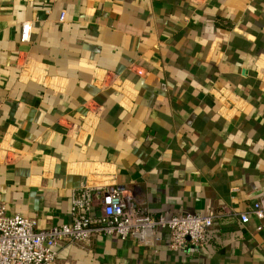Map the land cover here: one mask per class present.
<instances>
[{
	"label": "crops",
	"instance_id": "crops-1",
	"mask_svg": "<svg viewBox=\"0 0 264 264\" xmlns=\"http://www.w3.org/2000/svg\"><path fill=\"white\" fill-rule=\"evenodd\" d=\"M83 186L213 226L199 253L93 233L55 264H264V218L238 220L264 197V0H0V202L46 230Z\"/></svg>",
	"mask_w": 264,
	"mask_h": 264
},
{
	"label": "built area",
	"instance_id": "built-area-1",
	"mask_svg": "<svg viewBox=\"0 0 264 264\" xmlns=\"http://www.w3.org/2000/svg\"><path fill=\"white\" fill-rule=\"evenodd\" d=\"M64 14L59 21L63 22ZM30 38L29 23L21 24L20 42ZM99 209L95 212V202ZM71 220L68 224L37 230L35 220L21 215H6V207L0 202V264H55L57 243H86L93 233L114 236L120 240L131 239L139 246L155 248L161 240V232L169 235V248L174 252L192 249L199 253L214 216L186 213L171 218L152 216L139 207L133 194L111 187L83 186L70 200ZM251 218L263 220L264 197L255 201L251 209L238 214L245 226ZM261 230V227L256 229Z\"/></svg>",
	"mask_w": 264,
	"mask_h": 264
}]
</instances>
